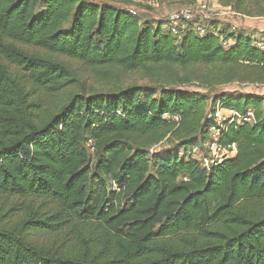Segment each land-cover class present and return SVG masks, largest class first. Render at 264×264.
Instances as JSON below:
<instances>
[{"label": "trees", "instance_id": "16d2710c", "mask_svg": "<svg viewBox=\"0 0 264 264\" xmlns=\"http://www.w3.org/2000/svg\"><path fill=\"white\" fill-rule=\"evenodd\" d=\"M258 1L219 0L248 14ZM141 19L94 0H0V264H264V93L132 84L53 108L42 96L64 89L65 68L11 43L90 65H212L221 81L264 84V50L241 27L210 18L201 34L193 18L174 34L170 19ZM3 57L40 89L22 114L7 106L21 90ZM219 109H252L254 121L218 120ZM212 127L236 148L206 165L193 150ZM168 135L178 142L150 149ZM19 199L26 215L4 210Z\"/></svg>", "mask_w": 264, "mask_h": 264}, {"label": "rangeland", "instance_id": "374dc122", "mask_svg": "<svg viewBox=\"0 0 264 264\" xmlns=\"http://www.w3.org/2000/svg\"><path fill=\"white\" fill-rule=\"evenodd\" d=\"M97 2H107L118 7H128L135 9L141 20H166L170 18V15L174 11H179L188 7L191 4H184L173 1H158V0H94ZM194 3V2H193ZM192 3V4H193ZM209 11L212 18L221 20L223 23L232 25L233 27H241L248 34H251L253 38L264 41V14H259V10L264 9V0L261 3H250L246 6L251 13H241L233 10L231 6H225L219 2V0H210ZM200 10V9H199ZM194 19L199 18L198 14ZM207 19V18H206ZM210 19V18H208ZM170 26L167 25L166 29ZM15 48L19 51L31 56L39 54L45 58H50L55 62L60 63L65 69L64 74L68 80L64 89L58 96L53 95L52 90H46L43 94L45 103L50 107L56 108L60 103L64 102L73 93L92 94L97 92H114L119 89L125 88L132 84H148V85H175L186 87L189 89L199 90L213 95L216 92L225 90H239L246 89L255 90L260 93H264V84L257 83H245L239 80L221 81L222 76H219V70L212 65H199L193 64L188 66H180L171 63L152 64L148 67H139L135 69H129L120 64H106V65H90L79 59L58 55L56 53H50L39 49L38 47L30 44L11 42ZM3 67L8 71L10 79H16L20 82L21 93L15 96L14 100H11L7 106H14L16 112L22 114L23 111H28L31 107H27L28 102L34 98L39 92V87L36 82L29 77L28 71L18 66L11 60L3 57L1 59ZM13 94L14 91L12 90ZM57 105V106H56ZM220 116L230 115L229 109L217 110ZM216 113V115H217ZM225 117V116H224ZM222 119V118H221ZM178 142L177 138L168 135L163 141L158 144L151 145L150 149H162L170 148ZM91 157L94 161V148L92 147V141L89 140L86 144ZM224 154L221 149L212 148L211 144L206 141L201 147L194 148L193 155L197 157L206 165L212 163L214 160L220 159ZM227 155V154H226ZM232 155V154H231ZM187 177L186 174L182 175V178ZM16 204H11L10 201L3 203V208L8 209L12 207L13 214L19 217L26 215V204H22L21 199L17 200Z\"/></svg>", "mask_w": 264, "mask_h": 264}, {"label": "built area", "instance_id": "2783aa9c", "mask_svg": "<svg viewBox=\"0 0 264 264\" xmlns=\"http://www.w3.org/2000/svg\"><path fill=\"white\" fill-rule=\"evenodd\" d=\"M209 4H210V0H194V3L189 5L186 8H183L179 11H174L171 15H170V20L172 21L173 25L171 27V31L174 34H178L180 33L183 29L186 28V21L191 20L193 18H195V15L198 14L199 18L203 17V18H212L211 16V12L209 11ZM131 12L133 13H137V11L135 9L129 8ZM200 9V10H199ZM235 27H233L234 29ZM194 29L203 34L206 31V27L203 23V21L201 20V22H195L194 23ZM257 44L264 50V41H260L257 40ZM219 110H227V109H219ZM230 115H237L239 118V121H248V122H253L254 121V112L252 109H248L247 112L245 114H239L237 111L235 110H230ZM217 118L218 120H220L221 118H223L224 116H220L217 113ZM210 136L211 139L208 140V143L211 144L212 148H218L221 149L224 153L226 154H232L235 152V148L236 145L235 143H233L231 146H229L228 148H221L218 144H217V136H218V129L216 127H212L210 129Z\"/></svg>", "mask_w": 264, "mask_h": 264}]
</instances>
